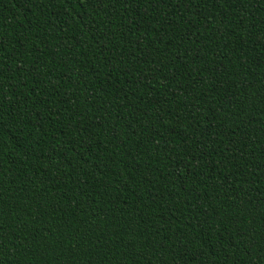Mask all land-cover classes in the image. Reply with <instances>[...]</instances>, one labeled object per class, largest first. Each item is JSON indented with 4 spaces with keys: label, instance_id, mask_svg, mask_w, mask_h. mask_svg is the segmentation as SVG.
Returning a JSON list of instances; mask_svg holds the SVG:
<instances>
[{
    "label": "trees",
    "instance_id": "1",
    "mask_svg": "<svg viewBox=\"0 0 264 264\" xmlns=\"http://www.w3.org/2000/svg\"><path fill=\"white\" fill-rule=\"evenodd\" d=\"M0 264H264V0H0Z\"/></svg>",
    "mask_w": 264,
    "mask_h": 264
}]
</instances>
